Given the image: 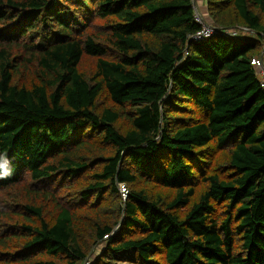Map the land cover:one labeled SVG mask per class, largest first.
Instances as JSON below:
<instances>
[{
	"label": "trees",
	"instance_id": "trees-1",
	"mask_svg": "<svg viewBox=\"0 0 264 264\" xmlns=\"http://www.w3.org/2000/svg\"><path fill=\"white\" fill-rule=\"evenodd\" d=\"M204 3L247 36L190 43L194 0H0V264H264V0Z\"/></svg>",
	"mask_w": 264,
	"mask_h": 264
},
{
	"label": "built area",
	"instance_id": "built-area-1",
	"mask_svg": "<svg viewBox=\"0 0 264 264\" xmlns=\"http://www.w3.org/2000/svg\"><path fill=\"white\" fill-rule=\"evenodd\" d=\"M198 20L202 24V28L196 34L191 35L189 37V40H191L193 42H205L208 39L214 38L218 34H222V35L228 36V37L230 36V37H233L235 39L240 38V34L236 30L219 31L218 29L213 27L212 24L210 25L207 23H203V22H201L202 21L201 19H198ZM245 31H247V30H245ZM252 66H254L256 73L260 78L261 88L264 91V60L263 59L253 60ZM121 193H122L123 198L125 199L127 197L128 191L124 185H121Z\"/></svg>",
	"mask_w": 264,
	"mask_h": 264
},
{
	"label": "rangeland",
	"instance_id": "rangeland-1",
	"mask_svg": "<svg viewBox=\"0 0 264 264\" xmlns=\"http://www.w3.org/2000/svg\"><path fill=\"white\" fill-rule=\"evenodd\" d=\"M196 2V5L195 7L197 8L198 10V15L200 17V19L202 20L201 22L205 23V21L207 22V24H210L208 23V11H207V8H206V5L204 3V0H195ZM201 6H203V9H201ZM211 25V24H210ZM240 35L242 37H246L247 36V33H243V32H240ZM190 43H192L193 41L189 40ZM196 43H201V42H196ZM90 66V64H89ZM100 251H103V246H99L97 249H96V252L99 253ZM132 254V253H131ZM131 254H128L126 255V258L125 259H129L131 258L132 259V255ZM97 255H94V258L96 257ZM125 262L124 261H121V264H124Z\"/></svg>",
	"mask_w": 264,
	"mask_h": 264
},
{
	"label": "water",
	"instance_id": "water-1",
	"mask_svg": "<svg viewBox=\"0 0 264 264\" xmlns=\"http://www.w3.org/2000/svg\"><path fill=\"white\" fill-rule=\"evenodd\" d=\"M196 5V2H195V0H194V6Z\"/></svg>",
	"mask_w": 264,
	"mask_h": 264
},
{
	"label": "crops",
	"instance_id": "crops-1",
	"mask_svg": "<svg viewBox=\"0 0 264 264\" xmlns=\"http://www.w3.org/2000/svg\"><path fill=\"white\" fill-rule=\"evenodd\" d=\"M201 9H203V6H201Z\"/></svg>",
	"mask_w": 264,
	"mask_h": 264
}]
</instances>
